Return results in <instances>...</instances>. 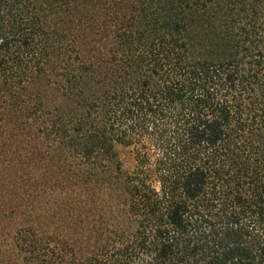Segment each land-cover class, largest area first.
<instances>
[{"label":"trees","instance_id":"obj_1","mask_svg":"<svg viewBox=\"0 0 264 264\" xmlns=\"http://www.w3.org/2000/svg\"><path fill=\"white\" fill-rule=\"evenodd\" d=\"M0 264H264V0H0Z\"/></svg>","mask_w":264,"mask_h":264},{"label":"rangeland","instance_id":"obj_2","mask_svg":"<svg viewBox=\"0 0 264 264\" xmlns=\"http://www.w3.org/2000/svg\"><path fill=\"white\" fill-rule=\"evenodd\" d=\"M120 154H121V161L124 164L125 168H130L132 166V157H130L129 152L126 150H120Z\"/></svg>","mask_w":264,"mask_h":264}]
</instances>
